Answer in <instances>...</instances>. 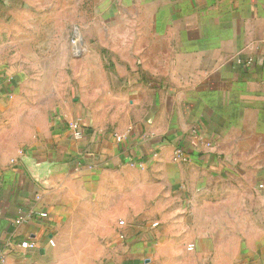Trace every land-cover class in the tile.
Instances as JSON below:
<instances>
[{
	"label": "crops",
	"instance_id": "0c3cea01",
	"mask_svg": "<svg viewBox=\"0 0 264 264\" xmlns=\"http://www.w3.org/2000/svg\"><path fill=\"white\" fill-rule=\"evenodd\" d=\"M103 2L129 128L91 123L35 48L0 65L7 264H264V0Z\"/></svg>",
	"mask_w": 264,
	"mask_h": 264
},
{
	"label": "rangeland",
	"instance_id": "374dc122",
	"mask_svg": "<svg viewBox=\"0 0 264 264\" xmlns=\"http://www.w3.org/2000/svg\"><path fill=\"white\" fill-rule=\"evenodd\" d=\"M105 6L103 0H0V65L15 64L17 54L35 48L49 57L42 64L59 90L81 103L91 123L129 128L133 99L116 80L130 55L129 34L121 32L128 24L105 17ZM17 132L0 130V143L17 141Z\"/></svg>",
	"mask_w": 264,
	"mask_h": 264
},
{
	"label": "built area",
	"instance_id": "2783aa9c",
	"mask_svg": "<svg viewBox=\"0 0 264 264\" xmlns=\"http://www.w3.org/2000/svg\"><path fill=\"white\" fill-rule=\"evenodd\" d=\"M85 125L87 124L82 118L74 119L69 123V129L76 139H82L84 137ZM176 157L177 159L186 160L181 152H177ZM41 216H46V213H41ZM51 244H53L52 241ZM24 245L32 246V244L29 243H24ZM0 264H7V254L5 250L0 252Z\"/></svg>",
	"mask_w": 264,
	"mask_h": 264
}]
</instances>
